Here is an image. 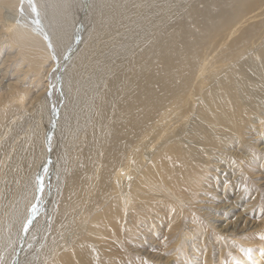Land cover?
I'll return each instance as SVG.
<instances>
[{
  "label": "bare ground",
  "instance_id": "bare-ground-1",
  "mask_svg": "<svg viewBox=\"0 0 264 264\" xmlns=\"http://www.w3.org/2000/svg\"><path fill=\"white\" fill-rule=\"evenodd\" d=\"M34 3L39 15L30 0H0V264H86L105 244L81 221L109 220L119 205L125 241L144 187L160 178L177 195L202 184L215 150L239 141L229 133L257 127L245 123L264 110V0ZM241 221L211 222L218 250H202V264H264L244 248L264 224Z\"/></svg>",
  "mask_w": 264,
  "mask_h": 264
},
{
  "label": "rangeland",
  "instance_id": "rangeland-1",
  "mask_svg": "<svg viewBox=\"0 0 264 264\" xmlns=\"http://www.w3.org/2000/svg\"><path fill=\"white\" fill-rule=\"evenodd\" d=\"M5 11L6 10L3 11L4 16H12L13 13L10 14L7 13L8 11ZM246 115L249 116L250 119L248 118V121L245 124L249 126L255 125L257 127L252 129V131L254 130L253 132L246 133V137H243L244 134L242 135L244 130L243 128H239L238 130L229 133L230 137L233 136V139H237L239 141H236V144H231L230 146L227 144L226 147L228 149L224 148L222 150L221 148H217L215 150V152L218 154V156L215 158L216 161L214 160V162H211L213 164L210 163L209 166L205 165L204 167H208L205 170V174L199 175L202 179V184L197 182L192 186L193 188L190 187L192 190L190 188H186L185 190L178 192L177 195L174 192V195L169 194L172 192L171 190L175 189L171 188L170 190L169 187H165L167 186L164 184L165 181L161 180L160 178H156L153 184H151V187H159H152V189L148 186L144 187L147 189V194H145L147 196L145 200L147 201L144 202V204L147 205V207L145 206L146 210L143 211L139 223H137L136 227H133V230L131 231L130 235L127 236L125 241H123L124 233L120 231L122 211H120L121 207L118 205V203V209H116L117 211L115 212L116 214H114V216H110L109 220L99 217V212H95V215L94 213L90 215V217L92 215L93 216L92 218H89V222L87 221L88 217L86 220L81 221L82 223H79L81 224L79 227L83 225V228H87L88 226L91 227L95 223L94 227L89 229L90 232L88 231V233H85V235L90 234L89 236H86L93 242L98 240L96 243L102 244L104 242L102 245L105 244L100 249L98 254H101L99 256L97 253H94L95 255L93 254L94 257L98 259L100 257L101 258L97 260L96 258L92 257V259L90 258V261L87 263L105 264L107 262L106 264H178L177 262L179 261H177L176 258L179 255L178 253L182 255V253L186 251L188 254H190L189 256H191L192 260L195 261V263L192 264H202V254L204 249L209 250L210 253L213 250H218V248L215 249L216 244L214 245V243L218 241V236L220 235V232L217 231L218 229L224 228L225 226L226 229L232 228L235 225V222L237 220L241 221L243 217L244 219L241 221V223L247 219L250 223L259 221L260 225H263L264 185L263 188L260 189L262 186L260 184H256L255 181L260 179L256 178V176L259 174H262V181H264V110L256 109L252 112L249 110V112L247 111ZM239 146H241V148H239ZM221 152L223 155H221ZM207 155L205 156V159L210 158V154L209 156ZM223 156L225 157V160L218 159V157L224 158ZM214 165L217 168L214 167ZM142 178L145 182H148L145 176ZM188 189L192 192H189ZM179 195H181L182 198L179 197ZM229 200L230 202H234L235 206L233 209L231 206L229 207L230 202H227ZM224 205L225 210L229 212L220 210V207ZM217 215L218 218H215ZM156 219L161 220H159V223L152 222ZM211 222H214L215 226L219 228L216 229L214 226H211ZM168 223L172 224L171 228L173 229L171 231H168ZM147 224L150 225L147 227ZM197 226L198 228L196 229ZM262 227L264 226L259 227L261 230L260 232L262 233L256 234L259 236H253V234L248 235L247 241H250L251 244L247 245L245 243L244 248L249 250V248L252 249L251 246H254V249H259L257 255L261 257V260H263L264 263V229H262ZM110 228H112V230ZM147 229H150V231H147ZM188 229L190 231L193 230L195 234L193 231L191 233L189 232V237L188 235L187 238L184 236V241H179L181 232L189 231ZM98 230L100 231L98 232ZM91 232H93V234ZM94 233L96 236L98 235L100 237H96ZM101 235H104V237L102 238ZM230 237L236 236H225L222 241L225 242L228 240L231 242L229 239ZM133 246L140 250L139 254L135 252ZM193 250H198V253L195 252V254H192L191 252H194ZM141 251L151 252L153 262L150 261L151 258L146 256V254L149 255L148 252L144 255ZM175 252L177 254H175ZM253 252L255 251H252L251 253ZM102 255L105 257L104 259L102 258ZM241 255L248 256V251H245ZM73 261L74 260H72V262ZM242 263H244V261H242L241 258L236 256H227L226 261L219 262L218 264ZM210 264H215V262Z\"/></svg>",
  "mask_w": 264,
  "mask_h": 264
},
{
  "label": "snow or ice",
  "instance_id": "snow-or-ice-1",
  "mask_svg": "<svg viewBox=\"0 0 264 264\" xmlns=\"http://www.w3.org/2000/svg\"><path fill=\"white\" fill-rule=\"evenodd\" d=\"M30 2H31V6H32V11L35 12L37 15H39V10H38V8H36L34 0H30ZM21 10H23V9H21ZM40 188L42 190V188H43L42 183L40 184ZM29 224H30V222H29Z\"/></svg>",
  "mask_w": 264,
  "mask_h": 264
}]
</instances>
